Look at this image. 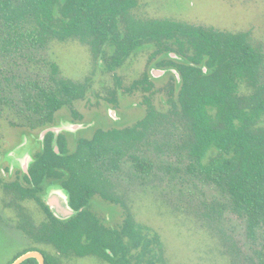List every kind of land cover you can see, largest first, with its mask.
Returning a JSON list of instances; mask_svg holds the SVG:
<instances>
[{
  "label": "trees",
  "instance_id": "16d2710c",
  "mask_svg": "<svg viewBox=\"0 0 264 264\" xmlns=\"http://www.w3.org/2000/svg\"><path fill=\"white\" fill-rule=\"evenodd\" d=\"M139 0H0V53L46 50L54 40L78 39L89 45L95 60L105 59L110 72L121 67L144 43H153L156 66L172 73L178 89L175 113L183 126L180 147L198 163L206 177L231 195L237 210L247 217L249 232L262 234L258 264H264V79L262 51L249 32L221 31L171 18L141 19L133 15ZM108 49L111 52H108ZM176 55V56H174ZM49 61V60H48ZM54 84L26 86L27 106L38 117L29 128L45 130L57 126L58 112L83 98L87 85L60 77L56 62L49 61ZM118 84L120 79L116 76ZM253 91L242 93V83ZM151 74L135 79L128 91L150 89ZM28 87V89H27ZM172 88L171 90H174ZM31 90V91H29ZM148 101L146 116L132 126L104 129L80 135L71 147L68 133L45 134L33 154L25 181L0 184L22 199L36 201L46 220L34 224L24 218L21 228L36 242L53 245L61 255H95L111 264H160L164 244L160 234L138 223L129 208L111 190L106 171L130 155L143 172L149 162L136 153L138 143L154 127L158 113ZM16 103L0 81V117ZM72 120L82 113L72 109ZM58 148V150H57ZM214 151L207 162L204 157ZM192 164V163H191ZM7 167V171H8ZM60 185L70 194V205L78 212L68 219L55 216L44 197L48 188ZM124 208L120 223L111 226L94 210L96 198ZM40 250L45 264H63L59 256ZM21 264H39L36 258Z\"/></svg>",
  "mask_w": 264,
  "mask_h": 264
},
{
  "label": "rangeland",
  "instance_id": "374dc122",
  "mask_svg": "<svg viewBox=\"0 0 264 264\" xmlns=\"http://www.w3.org/2000/svg\"><path fill=\"white\" fill-rule=\"evenodd\" d=\"M133 15L249 32L251 42L262 51L260 68L264 79V0H139ZM155 49L153 43H144L114 72L106 69L104 58L95 60L89 45L78 39L51 41L43 51L0 53V81L16 103L0 117V178L4 182L15 180L18 167L12 165L13 158L38 148L44 130L29 128L39 113L27 106L25 89L34 82L54 84L49 61L56 62L60 77L87 85L85 96L63 107L57 115L56 127L72 129V133L66 132L72 148L75 138L91 135L97 127L134 125L146 116L147 100L159 114L143 141L131 149L149 162L150 169L140 171L136 159L126 155L117 168L106 174L112 193L126 204L133 218L160 234L164 244L160 264H258L261 232H249L247 217L236 209L230 193L209 180L180 147L184 129L175 113L180 82L176 84L172 73L177 78L180 75L174 69L156 66L159 59L153 54ZM146 73L151 74L150 89L127 90ZM240 91L249 94L253 86L244 82ZM72 109L82 113L80 121L72 120ZM213 154L209 151L204 162ZM93 202L94 210L109 225L122 221L124 208L120 205L99 197ZM24 218L39 224L46 215L33 200L22 199L0 184V264L31 246L59 256L63 264H111L95 255H61L53 245L36 242L21 228Z\"/></svg>",
  "mask_w": 264,
  "mask_h": 264
},
{
  "label": "water",
  "instance_id": "95a60500",
  "mask_svg": "<svg viewBox=\"0 0 264 264\" xmlns=\"http://www.w3.org/2000/svg\"><path fill=\"white\" fill-rule=\"evenodd\" d=\"M49 131L55 132L56 135L63 131V127H51L44 130L41 135V139L44 138L45 134ZM58 150V148H57ZM45 200L48 205L51 207L55 216L61 219H68L71 216L75 215L78 211L75 210L69 203L70 194L64 187L60 185H54L49 188L48 194L45 196ZM30 258H36L39 264H45V255L40 250H30L18 258L12 264H21L25 260Z\"/></svg>",
  "mask_w": 264,
  "mask_h": 264
},
{
  "label": "flooded vegetation",
  "instance_id": "af4514ba",
  "mask_svg": "<svg viewBox=\"0 0 264 264\" xmlns=\"http://www.w3.org/2000/svg\"><path fill=\"white\" fill-rule=\"evenodd\" d=\"M70 122H72V123H76V122H73L72 120L70 121ZM54 127H56V126H54ZM51 128V127H50ZM68 132V133H72V129H69V128H64L63 129V131L62 132ZM40 139H41V137H40ZM43 139V138H42ZM41 139V140H42ZM41 141H39V144H38V148L37 149H35V150H33V153H31V150L30 149H28L27 150V152H25V154L26 153H28L29 154V157L30 158H27L26 157V155L23 153V154H21V156H18V157H15V158H13V160H12V165L14 166L15 165V167H18V173L16 174V179L15 180H13V181H15L16 183H18V181H25V176H24V173L25 174H30V168L32 167V164H33V161H34V157H33V154H34V152L36 151V150H38L39 149V147L41 146V143H40ZM7 156V155H6ZM23 156V157H22ZM22 159V160H21ZM50 187H52V186H50ZM49 187V188H50ZM49 188H48V190H49ZM46 194H48V191H47V193ZM46 194H45V196H46ZM27 199H29V198H27ZM44 199H45V197H44ZM30 200H32V199H30ZM34 201V200H33ZM46 201V200H45ZM38 206H39V204L36 202V201H34ZM48 204V203H47ZM40 207V206H39ZM51 208V207H50ZM40 209L42 210V208L40 207ZM52 210V209H51ZM43 211V210H42ZM44 212V211H43Z\"/></svg>",
  "mask_w": 264,
  "mask_h": 264
}]
</instances>
